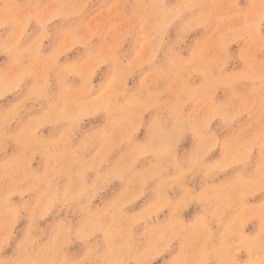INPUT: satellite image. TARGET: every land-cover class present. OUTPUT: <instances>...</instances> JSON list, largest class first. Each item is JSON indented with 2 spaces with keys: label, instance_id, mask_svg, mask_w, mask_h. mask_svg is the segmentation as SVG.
<instances>
[{
  "label": "rangeland",
  "instance_id": "obj_1",
  "mask_svg": "<svg viewBox=\"0 0 264 264\" xmlns=\"http://www.w3.org/2000/svg\"><path fill=\"white\" fill-rule=\"evenodd\" d=\"M0 264H264V0H0Z\"/></svg>",
  "mask_w": 264,
  "mask_h": 264
}]
</instances>
